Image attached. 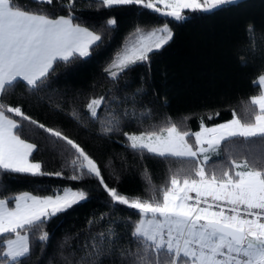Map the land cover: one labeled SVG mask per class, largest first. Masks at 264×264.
<instances>
[{
	"label": "snow or ice",
	"instance_id": "6c2138e0",
	"mask_svg": "<svg viewBox=\"0 0 264 264\" xmlns=\"http://www.w3.org/2000/svg\"><path fill=\"white\" fill-rule=\"evenodd\" d=\"M246 9L247 0H0V264H32L37 247L35 264H264V11L234 49L256 67L259 92L241 112L228 104L230 119L215 122L218 107L173 117L151 77L178 30ZM117 12L136 17L131 40L77 86L73 70L116 39ZM149 160L166 165L162 184ZM134 174L142 183L130 194L122 185ZM20 180L39 187L13 192ZM94 201L47 256L56 226Z\"/></svg>",
	"mask_w": 264,
	"mask_h": 264
},
{
	"label": "trees",
	"instance_id": "16d2710c",
	"mask_svg": "<svg viewBox=\"0 0 264 264\" xmlns=\"http://www.w3.org/2000/svg\"><path fill=\"white\" fill-rule=\"evenodd\" d=\"M85 7H88L92 0H83ZM264 11V0H247V9L243 12L220 13L216 16H209L195 25H190L178 30L175 42L157 57L151 68V77L154 87L161 92L167 91L170 99V107L166 109L173 117L187 114L190 111L205 112L211 108L218 107L220 116L215 122L231 118V111L228 104L235 107L237 112L242 111L243 102L247 101L252 94H258L259 89L252 86V80L257 75L256 67L249 65L242 67L237 61L234 49L245 41L244 23L250 18L259 20ZM90 20H97L100 16L92 11L85 12ZM119 27L116 31V39L105 48L90 63L75 68L71 74V82L77 86H85L91 83L92 79L101 71V65L113 54L117 45L124 43V37L132 31L134 15L116 13ZM152 19V17H145ZM61 71H63L61 69ZM142 73L145 69H139ZM63 82V78H62ZM220 98H225L227 104H220ZM209 102V108H204V102ZM30 114L51 123V116H45L46 109L33 106L28 109ZM63 120V118H60ZM64 126L70 134H75V125L71 121L63 120ZM193 130L198 129V121L193 117L189 121ZM27 134V133H26ZM82 139V135L80 137ZM89 150H93L95 141H87ZM116 152H123L119 145L113 146ZM50 157L45 154L43 159ZM139 159V157H136ZM131 160L132 157L129 156ZM220 158L213 157V162ZM153 171V182L156 185L162 184L166 178V165L147 161ZM177 165H173L176 167ZM117 168L119 160L117 159ZM44 183L53 187L60 181L55 178H45ZM141 180L138 174L128 176L122 187L130 194H135L141 187ZM39 187L27 180H20L12 184L13 192L33 191ZM49 194V193H41ZM98 202L83 208L77 209L67 217L62 224L57 225L55 237L47 249V256L55 251L57 242L66 232L75 231L85 225L86 215L96 207ZM51 229V226H49ZM39 230L34 232L32 239L35 241ZM39 254V248H34L32 264H35Z\"/></svg>",
	"mask_w": 264,
	"mask_h": 264
},
{
	"label": "rangeland",
	"instance_id": "374dc122",
	"mask_svg": "<svg viewBox=\"0 0 264 264\" xmlns=\"http://www.w3.org/2000/svg\"><path fill=\"white\" fill-rule=\"evenodd\" d=\"M128 39H129V40H131V37H130V36H128ZM123 45H124V43H123ZM123 45H122V47H123Z\"/></svg>",
	"mask_w": 264,
	"mask_h": 264
}]
</instances>
